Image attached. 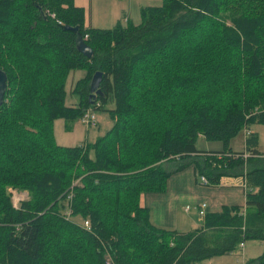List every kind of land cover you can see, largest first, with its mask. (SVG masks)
<instances>
[{
	"label": "trees",
	"instance_id": "trees-1",
	"mask_svg": "<svg viewBox=\"0 0 264 264\" xmlns=\"http://www.w3.org/2000/svg\"><path fill=\"white\" fill-rule=\"evenodd\" d=\"M140 14L138 25L96 29L72 0H0V264H195L264 246V153L251 131L264 126V0H162ZM86 110L107 114L109 128L58 145L53 123L72 130ZM242 131L245 152L233 151ZM199 137L222 149L198 150ZM188 168L202 187L242 178L244 207L186 232L154 226L144 196ZM18 193L27 199L15 209ZM245 264H264V251Z\"/></svg>",
	"mask_w": 264,
	"mask_h": 264
},
{
	"label": "rangeland",
	"instance_id": "rangeland-1",
	"mask_svg": "<svg viewBox=\"0 0 264 264\" xmlns=\"http://www.w3.org/2000/svg\"><path fill=\"white\" fill-rule=\"evenodd\" d=\"M92 5L91 10L89 12V17L91 20V27L96 29L101 28H109L112 27L117 20L121 17L122 10H125L129 13L130 23L132 25H138L141 21L140 9L144 7H158L161 6L162 0H89ZM126 24V23H125ZM74 74H83L82 72H75ZM70 75L67 80V89L71 82H73V78L75 75ZM69 91L67 92V94ZM74 96V95H73ZM70 97L67 99V103L70 102ZM96 124L94 127L85 128L79 127L75 130H65L64 121L56 120L53 123V133L55 142L61 146L74 147L79 145L80 143L85 142L86 140H91L96 136L102 135L110 126L111 120L110 117L105 113H96ZM252 132H257L259 137V146L258 149L260 152L264 153V126L256 125L252 127ZM249 133L246 131L240 132L235 138L231 141V148L234 150H238L240 152H245L244 139L247 137ZM222 143L220 142H209L206 141L203 137H199L196 141V148L198 150L205 151H219L222 149ZM244 146V149H243ZM245 157H248L245 154ZM192 175L191 169L188 168L183 171L181 177H179L181 181V187L184 190V195L187 198L190 194H195L194 196L197 201H200L199 196H206L209 199H215L219 196L220 193H210L205 189H192ZM244 194L247 189L244 188ZM191 192V193H190ZM22 200L27 199V195L16 194L12 197V206L17 209L19 207V198ZM193 202L188 199H183V201L179 200L176 202L175 210L173 213L177 214V231L185 232L192 229H195L201 218L197 216L193 208ZM158 214H164L162 208L159 205H155ZM191 209L190 213H187L185 209ZM176 211V212H175ZM83 222V221H82ZM85 223V222H83ZM264 251V246L260 242L250 241L244 244L243 249L236 250L235 253H232L230 256L225 257H217L209 260H205L202 262H198L195 264H245L247 261L256 259L259 257Z\"/></svg>",
	"mask_w": 264,
	"mask_h": 264
},
{
	"label": "crops",
	"instance_id": "crops-1",
	"mask_svg": "<svg viewBox=\"0 0 264 264\" xmlns=\"http://www.w3.org/2000/svg\"><path fill=\"white\" fill-rule=\"evenodd\" d=\"M72 1L76 7L82 8L84 10L85 26L91 27L92 23H91V20L89 17V12L91 10L92 5L90 4V1L89 0H72ZM127 22H130L129 13L125 10H122L120 19L117 20V22L112 27H114L118 23H120L121 25H125V23H127ZM112 27L101 28V29H110ZM73 74L74 73H71L70 75H73ZM70 75H69V77H70ZM74 75L75 76L73 78V82L70 83L69 88L67 89V83L65 86V90H66L65 103L68 106L78 104V97L72 93V89H73V86L76 83V81L78 79H80L83 76V74H74ZM68 91H69V93L67 94ZM68 97H70L71 100H70V102L67 103ZM61 121H63V120H61ZM79 127H83V126L78 121L72 126V131L75 129H78ZM251 131H253V130L251 129ZM95 138H93V139H95ZM93 139H91V140H93ZM91 140H86V141H91ZM244 144H245V139H244ZM244 146H243V149H244ZM65 147H68V146H65ZM233 151L240 152V151L234 150V149H233ZM190 169H191V175L193 177L192 178V185H193L192 189H194V188L205 189V190H208L210 193L218 192V193H220L219 196L215 199L207 198V200H205L206 196H199L200 201H197V199L194 197V196H196L195 194H193V195L190 194L187 198H185L186 196L184 195V190H187V189H183L181 187V184H180L181 181L179 179V177H181L183 172L175 174L174 176H172L168 180L166 191L164 193H160V194L159 193L158 194L152 193V194H146L144 196V204L149 209L150 221L154 226L161 228V229H164V230H168V231H177L178 230L177 229V226H178L177 214L173 213L172 209L175 210L176 202L179 200L183 201V199H188L189 201H192L194 203L193 208H194L195 212L197 213V216H198V212H199V205L201 203L206 204V210H205L206 213L219 212L223 206L244 207V205H245V194H244L243 185L245 183H244V180L242 178H222L219 182V185H217L216 187H202V186H198L195 184L194 176H193V170H192V168H190ZM155 205H159L160 208H162L164 214H158V211L156 210ZM185 211L187 213H190L191 209H187V210L185 209ZM198 222L199 223L197 224L196 227H198L199 224L201 223V221H199V220H198ZM177 232H179V231H177Z\"/></svg>",
	"mask_w": 264,
	"mask_h": 264
},
{
	"label": "water",
	"instance_id": "water-1",
	"mask_svg": "<svg viewBox=\"0 0 264 264\" xmlns=\"http://www.w3.org/2000/svg\"><path fill=\"white\" fill-rule=\"evenodd\" d=\"M68 29L76 33V38H75L76 49L81 54H83L85 57L91 58L93 52H92L91 48L88 47L84 43V41L82 40V37L77 33V28H68ZM100 81H101V73L98 72L93 76V78L91 80L89 99H91L93 96L100 93V91H99ZM6 88H7V77H6V74L2 70H0V106L3 103Z\"/></svg>",
	"mask_w": 264,
	"mask_h": 264
},
{
	"label": "built area",
	"instance_id": "built-area-1",
	"mask_svg": "<svg viewBox=\"0 0 264 264\" xmlns=\"http://www.w3.org/2000/svg\"><path fill=\"white\" fill-rule=\"evenodd\" d=\"M87 38V37H85ZM96 114L93 113L92 111L90 110H86L83 115L81 116L79 122L85 127V128H90V127H94L95 124H96V118H95ZM200 182L202 183V185L206 186L207 185V181L204 179V178H200ZM245 189H247L245 187V184L243 185ZM16 195V194H13V196ZM25 195V194H23ZM22 198L24 197H21L19 198V200H22ZM188 208H186L187 210ZM206 204L205 203H201L199 205V212H198V216L202 219L205 214H206ZM84 227L86 229H89V223L88 222H85L84 224ZM240 248L243 249L244 248V244L240 245Z\"/></svg>",
	"mask_w": 264,
	"mask_h": 264
}]
</instances>
